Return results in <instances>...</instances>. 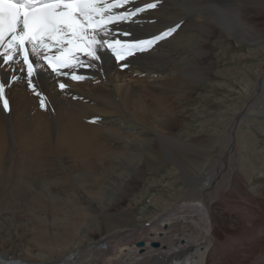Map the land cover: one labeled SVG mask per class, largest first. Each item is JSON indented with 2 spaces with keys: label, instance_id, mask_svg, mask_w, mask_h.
<instances>
[{
  "label": "bare ground",
  "instance_id": "bare-ground-1",
  "mask_svg": "<svg viewBox=\"0 0 264 264\" xmlns=\"http://www.w3.org/2000/svg\"><path fill=\"white\" fill-rule=\"evenodd\" d=\"M223 1L129 0L122 9L141 8L143 11L122 26L130 29L137 38L152 39V36L169 28H176V31L156 41L151 48L129 57L124 67L121 64L125 62L118 63L112 55H105L102 65L85 58L93 67L67 68L63 71L67 75L57 76L40 61L42 68L37 69L40 74L34 78L30 88L26 66L22 58L17 57L18 66L25 69L23 77L6 85L7 111L0 101V207L11 209L8 210L7 221L12 224L15 216L23 212L18 207L21 202H37L39 208L45 209L48 205L45 200L55 201L56 198L75 203L88 202V208L60 212L68 221L55 223V230L50 232L55 237L54 245L51 239L47 242L52 237L46 231L47 223L36 221L34 231L27 237L28 231L22 230L17 235V228L12 225V229L6 227L5 231L2 223L6 216L3 215L4 218L0 214V264H264V202L256 198L262 188L251 187L248 183L257 170L264 168V145L249 149L248 158L242 157L249 140L254 146V140L258 138L251 125L264 133L263 60L251 63L253 78L247 82L251 99L244 103L243 111L238 110L234 118H229L223 131H232L233 144L224 149L221 166L212 173L205 172L202 175L204 180L199 181L201 184L187 186L185 199L174 212H171L174 208L169 207L174 205L166 201L164 210L155 214L152 227L137 231L127 229L126 234L119 235L125 229L113 231L107 217L112 232L103 237V244H96V240L92 246L88 243L87 248H81L85 247V240L94 230H99L101 223L98 217L88 218L91 217L90 212L102 210L100 212L109 215L117 214L116 217L130 213L126 210L110 214L109 207L117 205L122 195L132 189V181L143 174L142 158L153 155V160H147L145 165L158 166L167 155L173 157L171 143L179 144V150H189L186 146L192 145L191 139H181L172 132V127L185 117L183 111L175 107H181L183 99L198 88L202 79H207H196L192 74V70L203 72L209 63L202 59L210 53L207 42L212 39L215 43L222 37L232 36L238 41L244 39L254 43L249 47L251 56L264 50V41L257 40L253 26L241 17L238 7L225 10L224 6L228 4L224 5ZM237 3L242 4L241 1ZM148 4L155 7L148 8ZM110 38H118L115 30ZM155 63L160 66L152 67ZM73 72L85 79L91 76V80L89 83L85 79L80 82L73 80ZM143 72L146 76L142 77ZM150 72H155L156 76H151ZM124 73H128L129 79ZM139 73L141 75H137ZM5 79H10V74L0 70V82ZM60 83L65 85L64 89H60ZM42 98L45 100L43 108ZM238 114L243 119H238ZM254 122L261 124L256 126ZM244 124L249 125L242 131ZM148 131L157 139L156 143L146 134ZM230 149L233 155L229 157ZM179 165L180 169L184 168ZM99 172L103 174L98 176ZM241 177L245 178L246 184L239 183ZM53 178L67 183L71 179L79 193L76 190L70 192L65 187L68 195L55 190L64 196L41 198L32 185L38 182L48 185L51 183L48 179ZM235 182L252 195L248 197L253 199V209L262 215L247 225L243 222L237 233L224 228L226 238L221 240L216 229L220 222L226 224L228 219L224 214L222 217L221 213L217 214L213 205L229 192ZM88 220L91 224L85 227ZM116 237L119 239L113 245ZM24 239H29L34 245L36 243L34 247L37 246L38 252L33 255L31 251L28 254L19 250L14 242ZM141 239L143 245H136ZM152 242H157V245ZM107 253L112 254L104 256Z\"/></svg>",
  "mask_w": 264,
  "mask_h": 264
},
{
  "label": "rangeland",
  "instance_id": "rangeland-1",
  "mask_svg": "<svg viewBox=\"0 0 264 264\" xmlns=\"http://www.w3.org/2000/svg\"><path fill=\"white\" fill-rule=\"evenodd\" d=\"M226 1L227 0H225V2L223 1L224 5L228 4L227 6H224V9L232 10L233 8L238 7V11L241 17H243V19L247 23H251V25L253 26L257 40L264 41V0H253L254 2L251 3H249L248 0ZM237 1H241L243 5L238 4ZM229 4L231 5V8L229 7ZM232 5H235L236 7H233ZM252 44L254 43L247 42V40L244 39L238 41L232 36L222 37L215 43L212 39L207 42L206 45L209 48L210 53L209 56H203L202 59L204 61H208L209 63L206 64L203 72L192 70V74L196 76V79H200L202 77H207V79H202L198 88L195 91L191 92L187 98L183 99L181 107H175L176 110H182L183 116L185 117L183 120H181V117L179 118V120L181 121L177 122V124L172 127V132L177 134L181 139H188L189 141L191 139L192 145L189 146L190 144H188V142V145L186 146L189 147V150H185V148L182 147H180L182 149L179 150V144L177 145V143L175 142L171 143L173 145L172 150H174L173 157L167 155L164 161H162L158 166H151L152 168L145 164L147 160H153V158H151L153 155L142 158L140 164L144 166L143 174L141 173L132 181V189H130V192H128L127 194H124V196L122 195L123 198L117 202V205H112L113 208L112 206L109 207L110 214L119 211L125 212L126 210H129L130 213H127L128 215H122V217H120V214V216L118 215L116 217L117 214L115 216L113 214L109 215L107 212H103V214L102 212H100L102 210H93V214L90 212L91 217L88 218L98 217L101 220V223L99 224V230H94L92 235L85 240V247H83L84 245L81 246L82 249L87 248L89 244L92 246L96 242V240V244H103V237L112 232L108 227V221L111 223V228L113 231L116 230L117 232H119L118 230L125 229L124 231H121L119 235L126 234L127 229L137 231L139 228H141V230H145L152 227V220L153 218H155V214L159 213L161 209L164 210L163 208L166 201L174 205L169 206L174 208L171 211L174 212V210L177 208V205H180V203L184 201L186 190L188 189L187 186H190L192 183H197V185L201 184L199 183V181L201 182L202 180H204V176L202 175H205V172L208 171L207 174L212 173L215 168L218 169L219 166H221L222 158L225 157L223 155L225 153L224 149H226L228 145L233 144V142H231L233 138V135H231L232 131L224 133L223 131L226 129L229 123V118L232 116L234 118V114L237 113L238 110L243 111L245 104L251 99L249 93L247 92V82L249 81V79L253 78V71L250 68L251 63L255 64L259 60L264 61V50H262V52L256 56H251L249 47H251ZM215 57L216 59H214ZM213 59L215 60L214 62ZM155 65L157 66V68L160 66L159 63H155L154 65H152V67ZM145 73L146 72H143L142 75L140 73L137 75H141L143 77L146 76ZM150 75L156 76V73L150 72ZM124 76L129 79L128 73H124ZM90 77L91 76L86 77L85 80L87 83H89V81L91 80ZM256 108L259 107L257 106ZM207 114L210 117H204ZM200 117H204L202 118L204 121H202ZM238 117V119H243L240 118L242 117L241 114H238ZM254 123L256 124V126L261 124V122ZM248 125L249 124H244L242 126V131H245L246 126ZM251 128H253L254 131L258 134V138L254 140L256 142V145L254 146H251L252 142L249 140V142L246 144L247 147L243 148V158L249 157V149L264 145V133L258 132L253 125H251ZM226 133L227 135H225ZM146 134L154 139V143L157 142V139L153 137L151 131H148ZM228 134L230 135L229 138ZM230 151L231 152H229V157L231 156V154L233 155V151L231 149ZM141 155H144V153H142ZM216 162L218 165L216 164ZM179 164H181L184 168L180 169L181 167ZM207 165L210 168H213L207 169ZM215 165L218 167H216ZM241 168L244 169V167L242 166ZM183 170L188 172L190 175ZM102 174V172H99L98 176ZM187 174L189 176H187ZM70 176L71 175H68L69 178ZM200 176L202 177V179L200 178L201 180L199 179ZM48 180L51 181V183L49 182L48 185L44 184L43 182L34 183L32 185V187L35 186L36 191L40 193L39 196L41 198H49L51 196H64V193L66 192L65 187L69 188L70 192L76 190L79 193L76 183H73L71 179L69 180V183H67L66 180H60L58 178ZM32 181L35 182V179H33ZM239 183L246 184L245 178L241 177L239 179ZM248 183L251 187L262 188V193L260 192L259 196L258 193L256 195V198H258L259 200L262 199V202H264V168L257 170V172L248 181ZM235 184L223 198H220V200L216 201L213 205V210L217 214L220 215L221 213V217L225 215L224 218L227 217L228 219L226 224H221L220 222V226H217L216 230L220 234L221 240H225L226 238L225 233H223L226 228L231 232L237 233L242 229L244 224L247 225L254 219L258 220L262 215L261 213L257 214L256 211H254L253 199L249 198L252 197V195L247 194V192H245V188H241L240 184H237L236 182ZM55 190L61 191V194L64 195H60V192L57 193ZM45 201L48 204L46 205L47 207L45 209L39 208L37 202H34L36 204L35 206L32 201L19 203L18 207H21L23 212L21 213L20 211V214L16 215L14 220H12L16 224H12L11 221H7L8 210L10 208L4 209L1 205L2 208H0L2 210L0 209V214L4 218L6 216V218L4 219V223H2L3 227H5V231L6 227H8V229H12L13 226L17 228V235H19L20 231L26 230L29 233L27 237H30L35 229V226L33 224H36V221H40L49 225L47 226L46 231L50 233L52 230H55V223H63L68 221L66 215L64 214L63 216L62 214H60V212L63 213V211L69 212L74 211L78 208H88V202L75 203L73 201H65L60 199L57 200L56 198L55 201ZM52 203L57 204L52 205ZM98 204L100 205V207H105L104 205L101 206V203ZM249 204L251 207L249 206ZM247 206L249 207V209ZM60 208H62L61 211ZM56 209L61 216L58 215ZM4 210H6V213L3 212ZM9 219H12V217H9ZM66 224L68 225V223ZM66 224L65 227H68L66 226ZM87 224H91V220L86 221L84 226L86 227ZM49 235L52 236L53 239L52 237H49L47 239V242L49 243V240L51 239L53 241L50 240V242H52L51 244L54 245L55 237L51 233ZM118 239L119 237L115 238L113 245L116 244V241H118ZM24 240L25 241L21 240L18 242H14L16 243L15 246L19 250L27 251L28 254H30V251L32 254L36 253L35 251L38 252L39 249L37 248V246L34 247L36 243L34 245L32 244V241H29V239ZM111 254L107 253L104 256L108 257L109 255L111 256ZM11 264H15V262Z\"/></svg>",
  "mask_w": 264,
  "mask_h": 264
},
{
  "label": "snow or ice",
  "instance_id": "snow-or-ice-1",
  "mask_svg": "<svg viewBox=\"0 0 264 264\" xmlns=\"http://www.w3.org/2000/svg\"><path fill=\"white\" fill-rule=\"evenodd\" d=\"M129 0H0V61L10 79L0 82V101L3 109L8 110L5 98L6 85L22 79L25 69L19 67L17 57H22L26 66L28 87H33V80L40 73L42 60L51 73L67 75L61 69L86 67L95 61L102 65L105 55H112L122 67L138 51L151 48L156 41L170 36L176 28L156 35L152 39L142 40L130 29L123 28V23L131 21L135 12L113 9L121 8ZM148 8L155 7L148 4ZM177 27H179L177 25ZM115 30V36L110 38ZM122 37V38H120ZM30 56L33 58L30 60ZM34 63L36 67H34ZM19 73V75H18ZM73 80L84 76L73 72ZM64 89L63 83L59 84ZM39 95V93H37ZM41 107L45 100L41 99Z\"/></svg>",
  "mask_w": 264,
  "mask_h": 264
},
{
  "label": "water",
  "instance_id": "water-1",
  "mask_svg": "<svg viewBox=\"0 0 264 264\" xmlns=\"http://www.w3.org/2000/svg\"><path fill=\"white\" fill-rule=\"evenodd\" d=\"M153 245H157V242H152ZM136 245L138 246H142L143 245V241L142 240H139L136 242Z\"/></svg>",
  "mask_w": 264,
  "mask_h": 264
}]
</instances>
